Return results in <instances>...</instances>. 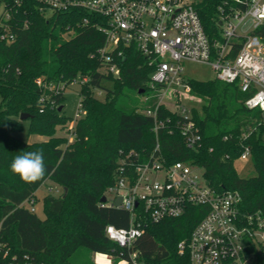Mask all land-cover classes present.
<instances>
[{"label": "trees", "instance_id": "trees-1", "mask_svg": "<svg viewBox=\"0 0 264 264\" xmlns=\"http://www.w3.org/2000/svg\"><path fill=\"white\" fill-rule=\"evenodd\" d=\"M222 1L196 3L212 41L218 37L216 14ZM10 2L0 0V7ZM36 4L37 0H28L15 9L14 41L1 38L0 25V242L8 251L5 258L0 253L2 264L14 256L23 264H98L91 258L94 253L109 255L111 264L121 260L133 264L134 252L136 264H191L188 252L180 253L178 246L205 216L206 206L189 205L184 214L159 222L143 214V233L131 247L120 246L106 233L108 225H130L129 210L101 205L121 160L133 164L132 170L154 153L166 164L199 165L209 184L241 193L242 209L264 213L263 113L245 104L248 94L218 78L186 79L190 93L202 100L199 108L191 107L201 144L189 147L181 131L185 118L158 104L162 85H151L154 66L135 44L121 47V73L114 77L101 70V59L95 55L106 41L96 26L100 17L85 11L46 17ZM254 33L264 36V25ZM84 77L80 103L85 114L76 121L69 140L57 135L59 127L73 120L64 113V92ZM98 89L105 90L103 99L96 95ZM141 96L147 99L142 101ZM184 98L188 99L179 97ZM145 108L170 121L156 133L154 118L142 112ZM22 113H28L24 120ZM22 131L48 139L28 142L15 135ZM245 146L251 148L256 169L251 177H241L235 168ZM35 150L43 151L45 174L27 182L9 165L15 155ZM47 179L61 186L63 193L43 197L41 218L25 202L32 199L36 205V191ZM78 255L82 262L74 260ZM260 255L264 264V251Z\"/></svg>", "mask_w": 264, "mask_h": 264}, {"label": "built area", "instance_id": "built-area-1", "mask_svg": "<svg viewBox=\"0 0 264 264\" xmlns=\"http://www.w3.org/2000/svg\"><path fill=\"white\" fill-rule=\"evenodd\" d=\"M27 1L11 0L0 7L1 38L8 43L16 37L13 13ZM197 2L37 0L36 8L46 17L68 11H85L100 17L96 26L104 32L106 41L95 55L101 59V70L114 77L121 73L124 55L121 47L135 44L154 66L151 85H162L158 104H164L185 118L181 124L182 135L189 147L196 148L202 140L200 128L192 118L191 107H185L179 97L188 96V100L198 105L202 100L190 93L185 82L188 77L183 74L182 64L186 60L210 64L216 71V78L233 83L248 94L245 104L260 109L264 123V36L254 33L264 25V0H223L217 8L219 31L215 41L204 29ZM87 21L85 17L84 22ZM86 81L84 77L73 83L81 85ZM79 107L69 122L72 138L76 121L85 114L81 103ZM142 112L154 118L156 133L170 121L158 117L150 108ZM239 158L250 159L251 148L245 146ZM130 165L133 164L124 165L121 160L115 183L104 194L106 201L101 202L103 206L116 207V199L122 197L118 207L131 213L129 227H106L111 240L131 247L143 233V214L159 222L184 214L189 205H203L207 207L205 216L190 237L179 243V252H188L191 264H255L256 254L264 251V213L242 209L239 191L209 184L199 165L186 161L166 164L155 153L148 162L134 165L132 170ZM25 204L36 211L32 199ZM0 253L2 258L8 253L1 242ZM136 255V252L131 254L133 264H136ZM9 264L23 263L14 256ZM118 264H129V261L121 260Z\"/></svg>", "mask_w": 264, "mask_h": 264}, {"label": "rangeland", "instance_id": "rangeland-1", "mask_svg": "<svg viewBox=\"0 0 264 264\" xmlns=\"http://www.w3.org/2000/svg\"><path fill=\"white\" fill-rule=\"evenodd\" d=\"M67 37L69 35H66ZM183 74L184 76L188 78H193L197 80H209L216 78V71L214 68L207 63H200L196 61H189L186 60L183 62ZM80 83H71L66 89H65V107H64V113L68 116L74 117L76 112L79 111V104L81 100L80 96ZM105 90L104 89H98L96 90V95L100 97L101 99L104 98ZM189 98L188 96H186ZM159 98L161 96L159 95ZM147 99V96H141V100L145 101ZM185 107L190 108V107H196L199 108L200 105H198L194 100L190 99H183V103ZM68 123L64 127H59L57 131V135L60 136H67L69 137V140H72V137L68 131L69 128ZM16 136L19 138L28 141V142H36V141H42L45 139H48L45 136L37 135V134H27L26 131L18 132L15 133ZM235 168L238 172V174L241 177H251L256 175V169L255 166L252 162V158L250 159H237L235 161ZM52 193L56 196L61 195L63 193V188L53 181L47 179L41 187L36 191V197L38 198V201L36 202V211L38 215L41 218H44L45 213H44V203H43V197L48 194ZM28 205V204H27ZM93 258L94 256H97L100 264H105L104 262L108 260L111 257L107 254L104 253H94L92 254ZM261 255L260 253L256 254V261L255 264H260L261 263ZM76 262H82L84 259L78 255L74 259ZM112 261V260H111Z\"/></svg>", "mask_w": 264, "mask_h": 264}, {"label": "clouds", "instance_id": "clouds-1", "mask_svg": "<svg viewBox=\"0 0 264 264\" xmlns=\"http://www.w3.org/2000/svg\"><path fill=\"white\" fill-rule=\"evenodd\" d=\"M42 150L28 151L17 154L10 162V170L22 180L32 182L45 174L46 165Z\"/></svg>", "mask_w": 264, "mask_h": 264}, {"label": "water", "instance_id": "water-1", "mask_svg": "<svg viewBox=\"0 0 264 264\" xmlns=\"http://www.w3.org/2000/svg\"><path fill=\"white\" fill-rule=\"evenodd\" d=\"M62 109V106H60L59 107V110H61ZM28 117V113H22L21 114V116H20V119L21 120H24V119H26ZM106 201V196H102V198H101V202H105ZM121 202H122V197H118L117 199H116V201H115V205H116V207H118L120 204H121Z\"/></svg>", "mask_w": 264, "mask_h": 264}, {"label": "crops", "instance_id": "crops-1", "mask_svg": "<svg viewBox=\"0 0 264 264\" xmlns=\"http://www.w3.org/2000/svg\"><path fill=\"white\" fill-rule=\"evenodd\" d=\"M91 258L94 259V261H95L96 263L99 262L97 256H94V258H93V255H91ZM104 263H105V264H110V263H111V259L109 258V259L106 260ZM98 264H100V263H98Z\"/></svg>", "mask_w": 264, "mask_h": 264}]
</instances>
